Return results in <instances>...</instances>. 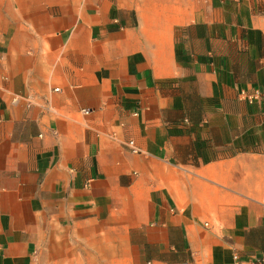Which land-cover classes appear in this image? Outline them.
<instances>
[{
	"label": "crops",
	"instance_id": "0c3cea01",
	"mask_svg": "<svg viewBox=\"0 0 264 264\" xmlns=\"http://www.w3.org/2000/svg\"><path fill=\"white\" fill-rule=\"evenodd\" d=\"M262 255L264 0H0V264Z\"/></svg>",
	"mask_w": 264,
	"mask_h": 264
},
{
	"label": "built area",
	"instance_id": "2783aa9c",
	"mask_svg": "<svg viewBox=\"0 0 264 264\" xmlns=\"http://www.w3.org/2000/svg\"><path fill=\"white\" fill-rule=\"evenodd\" d=\"M83 112L85 114H89L91 112V109L86 108L83 110ZM129 144L134 148V142L130 141ZM238 264H264V255L260 256V257H251L249 259L246 260H239Z\"/></svg>",
	"mask_w": 264,
	"mask_h": 264
}]
</instances>
